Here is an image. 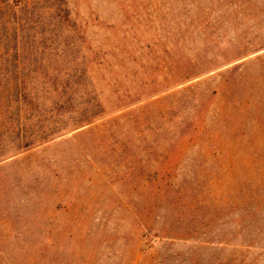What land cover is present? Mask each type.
Masks as SVG:
<instances>
[{
	"label": "rangeland",
	"instance_id": "374dc122",
	"mask_svg": "<svg viewBox=\"0 0 264 264\" xmlns=\"http://www.w3.org/2000/svg\"><path fill=\"white\" fill-rule=\"evenodd\" d=\"M0 264H264V0H0Z\"/></svg>",
	"mask_w": 264,
	"mask_h": 264
}]
</instances>
